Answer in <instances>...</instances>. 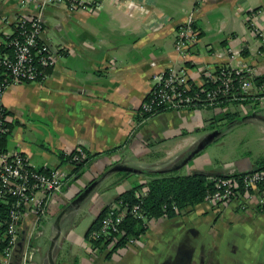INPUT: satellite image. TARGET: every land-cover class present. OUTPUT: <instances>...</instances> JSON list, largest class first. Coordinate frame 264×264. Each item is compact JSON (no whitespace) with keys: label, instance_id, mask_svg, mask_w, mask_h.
Listing matches in <instances>:
<instances>
[{"label":"crops","instance_id":"1","mask_svg":"<svg viewBox=\"0 0 264 264\" xmlns=\"http://www.w3.org/2000/svg\"><path fill=\"white\" fill-rule=\"evenodd\" d=\"M88 1L100 5L93 11L47 6L42 38L55 54L54 66L44 80L12 84L1 99L12 124L5 150L27 156L37 168L61 167L68 173L62 190L48 196L44 214L23 217L13 261L264 264L262 190L148 219L137 241L112 252L94 246L86 235L104 208L145 184L148 174L234 175L262 166L264 104L255 98V81L242 101L149 116L140 107L154 86L153 75L182 63L175 31L190 16L200 30L185 60L194 84L204 83L201 66L229 62L231 50L239 51L234 65L253 68L254 78L264 76V0ZM33 10L21 8L19 0H0V56L16 17ZM251 121L260 141L254 147L250 142L240 157L207 152L234 125ZM225 123H230L226 130L220 127ZM78 150L83 160L90 158L74 172L75 165L62 164L60 155ZM81 214L88 222L82 233Z\"/></svg>","mask_w":264,"mask_h":264},{"label":"built area","instance_id":"2","mask_svg":"<svg viewBox=\"0 0 264 264\" xmlns=\"http://www.w3.org/2000/svg\"><path fill=\"white\" fill-rule=\"evenodd\" d=\"M21 8L33 6L34 10L19 14L14 22V32L5 41L0 56V138L9 132L10 114L2 105V96L12 84L41 81L46 79L47 68L54 66L55 54L51 46L43 40L45 28L44 10L49 5L64 4L72 10L93 11L97 2L88 0H19ZM200 38V30L193 18L178 25L175 31V50L183 59L153 75L154 86L146 94L140 112L149 116L163 110L200 108L216 106L227 101H242L247 98L254 85V69L243 64L234 65L238 50H231V60L217 65L201 66L204 83L196 85L190 80L185 62L190 57L192 47ZM255 98L264 104V82L255 87ZM71 162L76 166L84 158L82 150L73 151ZM71 152V153H73ZM68 153L67 155H70ZM68 173L61 167L37 168L30 159L15 152H0V199L9 202L8 221H0V256L2 264H18L13 261V252L18 240L19 224L29 212L44 214L48 196L62 190ZM264 169L252 172L221 175L215 177L213 187L206 199L214 204L229 202L236 195L251 197L254 191H264ZM143 190L138 196H147ZM142 200L138 204H117L111 206L101 219L100 226L93 230L89 240L94 246L103 245L112 250L125 235L122 224L128 214L146 220L142 210ZM177 210V206H174ZM138 238L127 239L126 244ZM97 242H101L97 245ZM26 264V263H22Z\"/></svg>","mask_w":264,"mask_h":264},{"label":"trees","instance_id":"3","mask_svg":"<svg viewBox=\"0 0 264 264\" xmlns=\"http://www.w3.org/2000/svg\"><path fill=\"white\" fill-rule=\"evenodd\" d=\"M1 47L3 52L8 50L4 44H2ZM50 70L51 67L46 69L47 72H50ZM254 81L257 85H260L264 82V76H257L254 78ZM11 127L12 124L9 123V132L11 131ZM8 133L0 138V152L5 151L6 149ZM74 154L75 152L70 155L62 153L60 155L62 164L70 161ZM89 158L90 156L77 163L74 167V172L81 171ZM261 169H264V163L262 166L255 167V170ZM215 177L218 176H208L206 173H153L148 174V181L145 184L136 186L118 195L115 199L117 204H129L130 206H133L142 200L141 206L146 215V220L128 214L122 224L126 233L110 252L125 245L128 238H140L147 231L148 219L158 218L162 215L174 217L185 210L188 206H194L203 202L206 199L208 191L213 187ZM261 187V189L264 188V186ZM143 190L148 194L141 199L138 194ZM174 206H177L178 209L176 210ZM9 208V202L0 199V221L3 223L8 221ZM110 208V206L104 208L98 219L89 227L86 233L88 239L91 232L100 226L101 219ZM100 243L101 242H97V245Z\"/></svg>","mask_w":264,"mask_h":264},{"label":"rangeland","instance_id":"4","mask_svg":"<svg viewBox=\"0 0 264 264\" xmlns=\"http://www.w3.org/2000/svg\"><path fill=\"white\" fill-rule=\"evenodd\" d=\"M230 123L222 124L220 127L227 129L226 127ZM258 133V128L255 127L254 121L251 122H243L234 125L229 131L222 134L215 142H222L220 145L211 144L208 145V149L210 153H216V156H229V157H240L245 153L246 150L250 148L249 143H251V147H254L257 142L260 141V135ZM258 137V138H257ZM207 149V150H208ZM148 181V180H147ZM81 212V211H80ZM83 214V213H82ZM79 217L78 231L80 233L83 232L84 228L87 225V221L83 220V215ZM202 218V217H201Z\"/></svg>","mask_w":264,"mask_h":264},{"label":"water","instance_id":"5","mask_svg":"<svg viewBox=\"0 0 264 264\" xmlns=\"http://www.w3.org/2000/svg\"><path fill=\"white\" fill-rule=\"evenodd\" d=\"M215 135H216V134H212L211 136H209V137L207 138V141H208V142L212 141V139H213V137H214ZM207 141H206V143H207ZM199 173H204V172H199Z\"/></svg>","mask_w":264,"mask_h":264}]
</instances>
